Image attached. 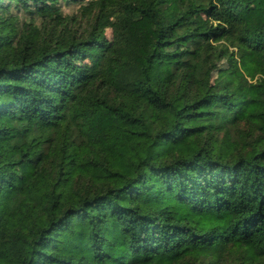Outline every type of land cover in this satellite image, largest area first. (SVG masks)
I'll list each match as a JSON object with an SVG mask.
<instances>
[{
	"label": "trees",
	"instance_id": "obj_1",
	"mask_svg": "<svg viewBox=\"0 0 264 264\" xmlns=\"http://www.w3.org/2000/svg\"><path fill=\"white\" fill-rule=\"evenodd\" d=\"M0 264H264V0H0Z\"/></svg>",
	"mask_w": 264,
	"mask_h": 264
},
{
	"label": "rangeland",
	"instance_id": "obj_2",
	"mask_svg": "<svg viewBox=\"0 0 264 264\" xmlns=\"http://www.w3.org/2000/svg\"><path fill=\"white\" fill-rule=\"evenodd\" d=\"M71 9H73V8H72V7L65 6V11H66V12L71 11ZM107 35H108L110 38L112 37L111 29H108V31H107Z\"/></svg>",
	"mask_w": 264,
	"mask_h": 264
}]
</instances>
